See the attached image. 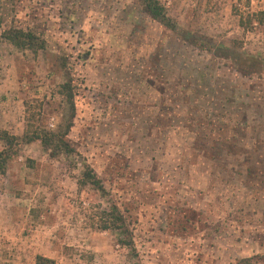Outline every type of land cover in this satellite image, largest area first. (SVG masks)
<instances>
[{
	"label": "rangeland",
	"instance_id": "rangeland-1",
	"mask_svg": "<svg viewBox=\"0 0 264 264\" xmlns=\"http://www.w3.org/2000/svg\"><path fill=\"white\" fill-rule=\"evenodd\" d=\"M158 1L176 31L143 0H0L3 30L46 42H0V131L75 150L14 149L0 264H264V0ZM114 208L126 233L103 229Z\"/></svg>",
	"mask_w": 264,
	"mask_h": 264
},
{
	"label": "trees",
	"instance_id": "trees-1",
	"mask_svg": "<svg viewBox=\"0 0 264 264\" xmlns=\"http://www.w3.org/2000/svg\"><path fill=\"white\" fill-rule=\"evenodd\" d=\"M143 6L145 11L149 16L156 22L160 23L162 26L168 30L176 31L177 25L169 18L165 7L158 0H143ZM259 25L264 24V12L256 14ZM249 24H253L252 20L249 19ZM7 41L12 44L15 48L24 51H31L37 54L39 51H44L46 49V42L39 38L36 33L31 30H20V29H9L3 30V23L0 19V42ZM74 87L71 83H66L60 86V93L67 97L68 103L72 107L73 114L75 113L74 105ZM72 126L69 125V130ZM67 133H58L54 131H48L42 128L28 127L22 138H19L14 135H10L7 131H0V142L5 144V148L0 151V176H4L7 173L9 162L17 153L14 149H17L21 143L31 144L33 142H41L42 146L50 151L53 156L59 154L72 155L75 153L74 148L67 141ZM243 146H235V155H246ZM87 185L92 186L98 191H104V187L92 169H88L84 172V178L80 182V188H83ZM109 218L111 223L109 225H104L103 229H117L122 230L126 233V227L124 221L117 211L114 208L109 213ZM124 245H130L128 242H123ZM264 262V256H262ZM35 264H57L54 260L44 257L37 256ZM238 264H253L252 259H243Z\"/></svg>",
	"mask_w": 264,
	"mask_h": 264
}]
</instances>
